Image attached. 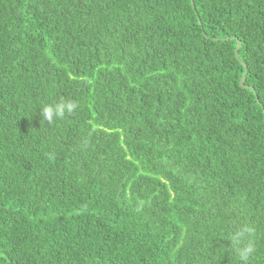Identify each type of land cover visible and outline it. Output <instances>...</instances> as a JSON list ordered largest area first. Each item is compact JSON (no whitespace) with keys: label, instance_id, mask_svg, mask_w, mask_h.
I'll return each mask as SVG.
<instances>
[{"label":"trees","instance_id":"obj_1","mask_svg":"<svg viewBox=\"0 0 264 264\" xmlns=\"http://www.w3.org/2000/svg\"><path fill=\"white\" fill-rule=\"evenodd\" d=\"M0 264H264V0H0Z\"/></svg>","mask_w":264,"mask_h":264},{"label":"clouds","instance_id":"obj_2","mask_svg":"<svg viewBox=\"0 0 264 264\" xmlns=\"http://www.w3.org/2000/svg\"><path fill=\"white\" fill-rule=\"evenodd\" d=\"M75 108V104L71 101L60 102L54 105H47L43 108V116L45 120L51 122L53 118H63L66 112H72ZM248 252L251 249H247ZM246 258V257H245Z\"/></svg>","mask_w":264,"mask_h":264},{"label":"water","instance_id":"obj_3","mask_svg":"<svg viewBox=\"0 0 264 264\" xmlns=\"http://www.w3.org/2000/svg\"><path fill=\"white\" fill-rule=\"evenodd\" d=\"M240 47H241V43H238V46H237V49H236V52H235V55L237 56V58H239V56H238V50L240 49ZM246 74H247V72H245L244 76L242 77V79L240 81V85L242 87H244V81H245Z\"/></svg>","mask_w":264,"mask_h":264}]
</instances>
